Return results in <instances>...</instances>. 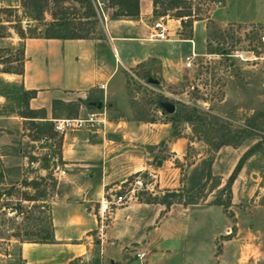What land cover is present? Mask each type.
Masks as SVG:
<instances>
[{"label":"rangeland","instance_id":"1","mask_svg":"<svg viewBox=\"0 0 264 264\" xmlns=\"http://www.w3.org/2000/svg\"><path fill=\"white\" fill-rule=\"evenodd\" d=\"M99 1L103 10L102 3L109 4ZM216 2L186 3L193 18H204ZM36 4L35 0H0V7L12 8L0 12V20L15 22L0 28V34L6 35L0 37V264H20V242L40 239L50 231L49 206L56 199L59 185L49 165L51 160H60L61 150V135L53 131L52 118H41L40 111L33 113L18 74L3 70L17 71L23 40L30 34L43 33L52 22L57 24L56 33L63 36L98 32L97 21L83 17L87 15L86 0H40ZM173 12L167 11V17ZM19 28L25 37L15 33ZM196 43L199 45V41ZM186 46L169 43L173 57L179 47ZM194 52L191 65L184 67L182 59L172 81L156 74L124 72L127 107L114 108L112 114L133 119L141 115L157 124L162 137L146 146L147 166L128 177L118 191L126 194L133 189L143 201L159 200L165 193L169 201L214 203L217 199L228 200L230 205V187L229 191L224 189L227 175L240 155L257 143L243 160L235 190L241 211L252 212L258 218L255 226L258 223L264 227V24L218 26L208 21L203 48ZM77 105L57 108L54 115L76 117ZM166 106L172 107L171 112L165 110ZM102 109L91 107L86 111ZM96 128L104 130L105 124L79 130ZM175 141V151H171ZM173 190L178 196L168 195ZM30 197L36 200L25 199ZM226 211L231 216L230 210ZM217 216L213 226L219 222ZM226 232V236H233L234 226ZM254 234L257 248L244 246L240 259L221 264H264V231ZM249 238L243 236L241 240ZM215 246L218 251L219 245Z\"/></svg>","mask_w":264,"mask_h":264},{"label":"crops","instance_id":"2","mask_svg":"<svg viewBox=\"0 0 264 264\" xmlns=\"http://www.w3.org/2000/svg\"><path fill=\"white\" fill-rule=\"evenodd\" d=\"M105 1L109 2L102 3L106 11L99 12L92 0L98 23L94 35L26 37L22 42L18 82L22 90L35 91L27 98L28 108L40 111L44 119L65 117L54 115L55 109L73 104H78L76 116L91 107L108 113L104 130L59 133L60 160H51L49 165L59 185L49 206L51 239L20 242V264H221L240 257L244 246L257 248L254 232L264 227L255 226L258 218L252 212L241 211L235 190L243 168L230 184L227 209L231 216L207 200L171 201L166 207L159 200L138 199L133 189L121 194L118 190L127 178L147 166L146 146L154 145L162 135L156 123L141 115L127 118L112 110L127 107L125 71L175 80L190 41L193 49L203 48L208 21L218 26L264 24V0L217 1L206 17L192 21L190 38L181 37L179 19L153 15L152 0H138L133 17L113 16L114 0ZM159 17L170 39L149 40L150 26ZM169 43L187 46L179 47L173 57ZM90 101L100 106H91ZM177 143L171 144V151ZM116 196L122 201L116 202ZM214 215L219 222L213 226ZM232 225L234 235L228 237L225 232ZM243 236L250 238L243 241ZM135 252H144L143 259L131 258Z\"/></svg>","mask_w":264,"mask_h":264},{"label":"trees","instance_id":"3","mask_svg":"<svg viewBox=\"0 0 264 264\" xmlns=\"http://www.w3.org/2000/svg\"><path fill=\"white\" fill-rule=\"evenodd\" d=\"M189 0H152V14L155 16H160V15H167V11L169 10H173L174 12L171 14V16L173 18H177L179 19V23H180V35L182 38H190V27H191V23L193 20H197L200 18H193V14L190 11L189 8V3H186ZM216 1H220V0H216ZM40 0H35V6L37 5L36 3H39ZM116 4V8L113 10L112 15L113 16H129V17H133L135 15H137L138 13V0H114L113 1ZM12 8L10 7H0V12L4 13V12H10ZM86 9H87V15L83 16L84 19L86 18H94L95 19V9H94V5L92 3V0H86ZM55 20L54 18L52 19V21ZM4 22H6V24H3ZM11 23H15L11 20H0V28L1 29H6V27L4 25H9ZM53 23V22H52ZM48 24V28H46L44 30L43 33L41 34H30L26 37H46V38H50V37H55V38H65V37H86L85 35H67V36H63L60 34H57L54 27L57 24ZM15 33L20 37L23 38L24 36V32L23 30L16 29ZM2 36H6L4 34H0V37ZM20 55V68L17 71H12V70H3L5 72H11V73H16V74H20L22 71V46L19 52ZM22 89V88H21ZM23 93H25V95L28 97H31L34 95L35 91L34 90H22ZM33 113L35 112L34 110H31ZM33 117V116H32ZM257 143H255L254 145H252L251 147L247 148L241 155L240 157L237 159V161L235 162L233 168L231 169L230 173L227 175V179L226 182L224 184V189H228L229 191V187L231 182L233 181V179L235 178L237 172L239 171V169L242 166L243 160L249 156L256 148ZM168 193V192H166ZM178 192L173 190L169 192V196H178L177 194ZM26 200H30V201H35L36 198L30 197V198H25ZM159 202L164 204V206H168L171 201L166 199V194L164 193L161 198L159 199ZM228 200H226V202H221L219 200H214V204L220 205L221 209L224 213L229 214L226 209L228 207ZM184 203H194L192 201L189 202H184ZM51 239V232L49 231L45 236H43L40 239L37 240H31L34 242H48Z\"/></svg>","mask_w":264,"mask_h":264},{"label":"built area","instance_id":"4","mask_svg":"<svg viewBox=\"0 0 264 264\" xmlns=\"http://www.w3.org/2000/svg\"><path fill=\"white\" fill-rule=\"evenodd\" d=\"M94 2L97 8L99 9V11L101 12L100 1L94 0ZM150 28L151 30L147 35V39L149 40H168L170 39V35L167 33V29L165 28L160 17L151 24ZM190 44H191L190 50L184 56L183 61H182L184 67H189L195 56V52L192 46V41H190ZM105 119H106L105 112L102 109V111L87 112L84 114V116L53 118L51 119V122H52L53 131L63 134L68 131L79 130V129L86 128V127H92L94 125H103L105 124ZM115 201L121 202L122 197L116 196ZM226 233H229V230H227ZM134 255L136 259L141 260L144 257V252H135Z\"/></svg>","mask_w":264,"mask_h":264},{"label":"water","instance_id":"5","mask_svg":"<svg viewBox=\"0 0 264 264\" xmlns=\"http://www.w3.org/2000/svg\"><path fill=\"white\" fill-rule=\"evenodd\" d=\"M149 81V80H148ZM152 81V80H151ZM155 81V80H154ZM88 104L89 105H91V106H95V107H99L100 106V102H93V101H90V102H88ZM165 110L167 111V112H171V110H172V107H170V106H166L165 107ZM157 164H159V161L157 162Z\"/></svg>","mask_w":264,"mask_h":264}]
</instances>
